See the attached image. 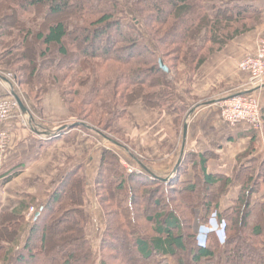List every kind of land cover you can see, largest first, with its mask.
<instances>
[{
	"label": "trees",
	"instance_id": "obj_1",
	"mask_svg": "<svg viewBox=\"0 0 264 264\" xmlns=\"http://www.w3.org/2000/svg\"><path fill=\"white\" fill-rule=\"evenodd\" d=\"M251 1L0 0V67L13 72L37 104L51 90L59 92L76 120L61 133L80 128L88 137L108 133L121 141L95 154L91 183L101 231L89 232L91 156L69 157L30 220L22 213L31 207L27 202L0 212V264H264V162L242 165L249 151L239 156L231 178L209 174V157L190 152L175 177L164 178L125 146L133 143L125 124L135 120L136 104L176 115L182 126L188 105L174 104L182 73L192 85L208 62L263 24L264 9ZM173 71L179 79L171 78ZM239 94L253 95L242 90L232 96ZM123 161L140 172L129 173ZM189 164L193 182L182 180ZM235 184L237 197L222 209ZM196 210L203 224L218 212L226 223L223 243L211 234L199 245Z\"/></svg>",
	"mask_w": 264,
	"mask_h": 264
},
{
	"label": "crops",
	"instance_id": "obj_2",
	"mask_svg": "<svg viewBox=\"0 0 264 264\" xmlns=\"http://www.w3.org/2000/svg\"><path fill=\"white\" fill-rule=\"evenodd\" d=\"M260 33H264V21L257 30L234 42L230 49L217 56L213 64L208 62L203 67L201 75L191 85V114L182 120V138L179 137L181 132L177 116H169L164 110L154 113L155 119L141 120L142 116H135V120L129 122L128 135L155 162L148 165L154 172L164 178L172 176L190 152L209 157L206 162L209 174L231 178L239 165V156L249 151L252 154L242 160V165L251 166L252 161L258 164L264 162V131L256 132L245 124L230 126L221 117L222 102L247 88L249 75L241 72L236 63L244 55L256 54ZM6 87L7 84L0 87V98L9 95ZM249 91L258 98L264 110V85ZM27 108L30 113H15L3 127L8 134V144L0 170V212L18 210L21 202H44L56 180L49 185L46 182L64 168L68 156L80 161L82 148L92 144L89 141L85 145L82 141V147L76 146L77 129L61 133L64 127L53 128L52 120H45L43 115L37 114V109L33 110L29 105ZM136 123L140 126L135 127ZM71 133H75V136H70ZM91 160L87 165L89 184L98 168L97 157L93 156ZM195 178V167L189 164L188 173L182 180L193 182ZM239 191L240 185L235 184L222 201V209L230 205ZM260 196H264V185ZM88 197H92L89 191ZM29 211L30 208L22 213L27 217ZM216 217L219 218L218 212H214L209 221ZM205 225L201 210H196L194 234L198 236Z\"/></svg>",
	"mask_w": 264,
	"mask_h": 264
},
{
	"label": "rangeland",
	"instance_id": "obj_3",
	"mask_svg": "<svg viewBox=\"0 0 264 264\" xmlns=\"http://www.w3.org/2000/svg\"><path fill=\"white\" fill-rule=\"evenodd\" d=\"M251 2L255 6H258V7H261V8L264 9V0H252ZM261 40H264V33L263 34L262 33L259 34L257 46H258V44L260 43ZM257 51H258V48H257ZM248 55H254V54H248ZM216 57H214V59L211 61L212 64L216 61V59H215ZM171 60H172L171 58L167 59V61L171 65H173L174 63ZM45 66H49L48 63H45ZM0 75H1L0 87L4 86L5 84H7V87L5 88V89H7L6 92L9 91V93L12 94V91H14L22 99V101L24 102V104L27 107L29 105L33 110L37 109V111H36V112H38L37 114L43 115V117L46 118L45 120H48V119L52 120L53 128L57 127L59 129H61L63 126H70L71 127L76 122V120L74 118H70V113L65 109L64 101L62 100V98H61V96H60L58 91L51 90V92L48 93V95L43 99V101L37 104L36 103L37 101L33 100V98L31 99V97H29L27 95L26 91H24L22 89V87L19 85V82H18V80H17V78H16V76H15V74L13 72L8 71V70L5 71L4 67H0ZM182 76L179 79L176 72H174V71L171 72V78L173 80L175 78H177V79H179V82L181 83V86H179V89L177 88V90H176L177 100H176V103H174V104L176 106L182 107L181 101L186 102L185 104L188 105L186 116H188L189 114H191V81H190L191 80V76L187 75L184 72L182 73ZM33 103L35 105L37 104V106L42 110V112H40V110L35 105H33ZM133 110H134V114L132 116H137V117L142 116L143 118L141 120H143V119L151 120L155 116V115H153L154 113H159V111L158 112H154L153 109H149V108L145 107L143 105V103L136 104L135 108ZM45 112H47V113H45ZM44 113H45V115H44ZM125 125H126V128H127V132H126V136L127 137L126 138L127 139L129 138V140H131V138L128 135L129 125L128 124H125ZM134 126L135 127L136 126L139 127L140 125H139V123H136ZM137 129H139V128H137ZM178 129H179V132H181L179 137L182 138L181 137L182 133H183L182 126L180 125ZM77 130L78 131H76V132H77V138L78 139L76 138L77 141L76 140L75 141L78 142L79 145L78 144L76 145V143H75L76 146L82 147L81 146V142L82 141L85 142L87 140H88L87 142L90 141L93 144V146H92V144L90 143V145L88 147H85V149H84V147L82 148V150H81L82 153H81V155L79 157L80 159L81 158L82 159L80 161L84 160L83 158H85L87 156H91V157L92 156H96L95 155L96 152L100 151V149L101 150L103 148L104 149L106 148L107 150L113 149L114 147L112 146V143H111V141H113V140L116 141V142H121L120 140L117 141L119 139V137H117L116 135H111V134H108V133H104L106 138H104L103 136H100V138H99V137H97L98 135H96V134H93V137H88L89 136L88 132H86V131H84V130H82L80 128H78ZM74 134L75 133H71L70 136L74 137L75 136ZM88 138H90V139H88ZM131 145L128 144L127 142L125 143V146L131 147L133 149V154L141 162H144V163L146 162L148 165H152V163L155 164V162H152L153 160L150 159L147 156L148 154L147 155L144 154L146 152L144 149L142 150L144 152L138 151V150H134V149H137V148L134 147V145H136V144L133 142V143H131ZM69 157L70 156L67 157L66 162L68 161ZM77 161H79V159ZM123 164L129 170L128 172L131 173V174L140 172L139 168H136L133 165L128 164L126 161H123ZM61 170L63 171V168L59 169V173H57L56 176L54 175L53 177H51L49 182H46V184L49 185L54 180H56L57 176H59V174L61 173ZM130 170H132V172ZM93 189H94L93 183L90 182L89 187H88L87 190L92 195V197H86V205L88 206L87 210L89 211V213H91L93 215V218H92L93 220H92V223L90 224L89 232L91 234L92 233L96 234V233L101 231L100 228H101V223H102V221H101L102 214H100L98 203H97V201L95 200V197H94V190ZM50 191H51V189H50ZM28 203L31 205V207L34 208V212L31 214V209L32 208L30 207V211L28 213V216L26 217L27 220H30V218H32L35 215L37 207L40 204H35V202H33V201L28 202ZM95 214H96V216H95ZM36 239H37V241L35 242V245L37 246L36 250H39L40 234L37 236Z\"/></svg>",
	"mask_w": 264,
	"mask_h": 264
},
{
	"label": "built area",
	"instance_id": "obj_4",
	"mask_svg": "<svg viewBox=\"0 0 264 264\" xmlns=\"http://www.w3.org/2000/svg\"><path fill=\"white\" fill-rule=\"evenodd\" d=\"M240 71L247 73L250 77L245 90H253L264 85V40L258 44V51L254 55H247L238 62ZM21 113L15 98L9 96L0 98V170L3 165L4 155L8 144V134L3 129L4 124L15 114ZM221 117L223 121L235 126L245 124L256 132L264 131L261 104L254 95L239 94L225 99L221 105ZM132 172V170H130ZM174 178V174L171 176ZM34 208L31 209V214ZM214 234L223 243L226 240V223L219 218L209 221L201 228L197 239L200 246H205L208 236Z\"/></svg>",
	"mask_w": 264,
	"mask_h": 264
},
{
	"label": "water",
	"instance_id": "obj_5",
	"mask_svg": "<svg viewBox=\"0 0 264 264\" xmlns=\"http://www.w3.org/2000/svg\"><path fill=\"white\" fill-rule=\"evenodd\" d=\"M160 63V67L162 70H164L165 72H169V68L164 64L163 60H160L159 61ZM0 78H1V75H0ZM12 95L13 97L15 98V100L17 101L18 105H19V108L20 110L22 111L23 114H28L29 113V109L27 108V106L24 104V102L22 101V99L14 92L12 91ZM185 130L187 131V127H185ZM182 161V159H181ZM180 161V163H181ZM177 170H175V173L176 174ZM165 181H169V179H164ZM40 215V212H38L36 214V217H38Z\"/></svg>",
	"mask_w": 264,
	"mask_h": 264
}]
</instances>
